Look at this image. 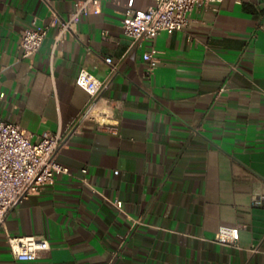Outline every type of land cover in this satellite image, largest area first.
I'll use <instances>...</instances> for the list:
<instances>
[{
  "label": "crops",
  "instance_id": "obj_1",
  "mask_svg": "<svg viewBox=\"0 0 264 264\" xmlns=\"http://www.w3.org/2000/svg\"><path fill=\"white\" fill-rule=\"evenodd\" d=\"M76 1L0 0V117L34 141L67 130L89 101L76 83L86 68L110 78L118 132L82 123L57 154L71 174L0 228V264H264V0L203 3L184 29L137 47L125 9L155 0H103L62 43L52 27L23 58L24 29L49 23L51 7L67 17ZM222 227L238 229L236 244L217 240ZM8 235H41L51 247L20 260Z\"/></svg>",
  "mask_w": 264,
  "mask_h": 264
},
{
  "label": "built area",
  "instance_id": "obj_2",
  "mask_svg": "<svg viewBox=\"0 0 264 264\" xmlns=\"http://www.w3.org/2000/svg\"><path fill=\"white\" fill-rule=\"evenodd\" d=\"M222 0H155L146 10L126 7L122 21L123 31L131 39V47H137L146 39H154L163 32L182 30L190 23L192 10L206 2L219 3ZM242 1V0H238ZM103 0H77L67 17L51 7V21L47 24L33 23L24 29L20 41L23 58L32 57L43 45L52 27L56 28L55 45L62 43L66 35L74 32L81 17L99 13ZM150 70L159 64L155 49L143 54ZM105 61L116 71L111 57ZM110 78L101 80L86 68H81L76 83L89 93V101L65 131L46 132L38 140L15 122L0 117V228L5 225L8 215L26 198L39 192L43 186L52 183L60 173L71 174L70 169L58 162L57 154L78 132L86 120L94 121L108 131L117 133L115 101L104 95ZM225 87H222L223 90ZM87 169L84 168L83 172ZM113 203L123 207V201ZM239 237L237 228L222 227L217 240L236 244ZM11 253L20 260H34L42 257L51 247L50 241L41 235H8Z\"/></svg>",
  "mask_w": 264,
  "mask_h": 264
}]
</instances>
